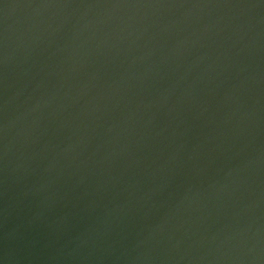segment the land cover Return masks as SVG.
<instances>
[{"label":"water","instance_id":"95a60500","mask_svg":"<svg viewBox=\"0 0 264 264\" xmlns=\"http://www.w3.org/2000/svg\"><path fill=\"white\" fill-rule=\"evenodd\" d=\"M0 264H264V0H0Z\"/></svg>","mask_w":264,"mask_h":264}]
</instances>
